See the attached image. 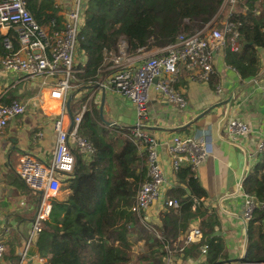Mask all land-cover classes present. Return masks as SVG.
Returning a JSON list of instances; mask_svg holds the SVG:
<instances>
[{
  "label": "trees",
  "instance_id": "obj_1",
  "mask_svg": "<svg viewBox=\"0 0 264 264\" xmlns=\"http://www.w3.org/2000/svg\"><path fill=\"white\" fill-rule=\"evenodd\" d=\"M54 2L26 0V8L38 24L47 25L53 19L58 27L63 18ZM234 3L237 10L225 17L231 29L224 34L223 61L239 78L251 79L259 71L258 49L264 48V0ZM222 4L223 0H85L75 46L83 61L73 66L80 71L73 74L76 87L70 92L69 111L93 93L77 128L93 151L76 154L73 170L63 181L69 194L64 199L49 198V214L35 240L45 264H165V248L172 250L171 264H177L198 251L202 243L207 245L204 264H219L225 256L216 234L218 218L204 207L205 189L190 166L172 172L174 184L167 186L164 196L175 199L177 206H162L156 223L141 221L142 215L130 210L135 191L146 178V149L130 139L129 127L104 123L97 102H91L104 74L100 70L105 52L116 54L122 45L126 55H134L171 44L178 35L187 36L212 25ZM12 43L16 48L14 39ZM6 53L0 36V56ZM213 77L214 71L207 82L212 84ZM81 89L88 94L75 98ZM9 98L5 95L0 103L13 100ZM241 190L252 197L254 207L245 223L240 262L264 264V147L244 173ZM191 222L200 229L202 239L178 252L181 243L177 237ZM131 236L142 246L134 260L130 258Z\"/></svg>",
  "mask_w": 264,
  "mask_h": 264
},
{
  "label": "built area",
  "instance_id": "obj_2",
  "mask_svg": "<svg viewBox=\"0 0 264 264\" xmlns=\"http://www.w3.org/2000/svg\"><path fill=\"white\" fill-rule=\"evenodd\" d=\"M234 2L235 0H223L222 6H232ZM84 4L85 0H70L61 25L56 27L53 19L47 25L38 24L26 8V0H0L1 44L7 52L0 56V69L19 74L23 78L40 77L39 84H46L48 96L58 101L56 113L51 116L54 139L49 158L45 160L21 154L17 159L16 175L28 189L38 193L39 200L14 264L46 263L45 257L39 253L29 255L28 249L35 243L42 223L49 214V198L56 196L64 179L72 172L76 154H90L93 151L91 144L77 133L87 104H81L75 112L69 111V115L65 107L67 97L70 95L72 98L69 93L76 86L73 74L80 71L73 66L76 34L82 22ZM229 12L230 10L227 15ZM214 23L193 34L178 35L173 43L153 48L152 53L146 55L140 54L141 52L126 55L122 45L116 54H104V66L100 70L104 74L96 87L118 93L132 103L135 122L129 127L130 139L146 149V178L138 185L130 208L142 215L141 221H148L151 210L158 217L162 206H177L175 199L164 196L167 187L158 161L159 145L164 148L171 173L183 165L190 166L195 172L212 155V141L206 133L197 136L174 134L167 140L158 141L141 131V127L150 89L161 94L168 102L183 107L181 94L173 88L178 74L184 73L189 80H208L213 72L212 53L221 49L224 34L231 29V23L226 20L217 25ZM235 35L233 32V37ZM13 39L17 43L16 48L13 47ZM49 80H52L50 84L47 82ZM92 95L93 93L89 94L87 100ZM94 101L97 102V99ZM24 108V103L14 99L7 104L0 103V133L7 121L22 114ZM222 129L226 137L242 136L250 131L246 122L234 117L227 118ZM34 135L39 138L42 131H36ZM255 146L260 151L264 147V141L259 139ZM237 190L242 199L241 219L245 224L251 216L254 201L241 190V182L238 183ZM141 224L144 225L145 222ZM201 239L200 229L196 223L191 222L187 230L177 237V243H181L177 251L180 252L184 246L198 243ZM199 250L204 256L206 243H202ZM3 251L4 245L0 237V263ZM165 251V264H171L172 250L165 248ZM32 259L33 263H29Z\"/></svg>",
  "mask_w": 264,
  "mask_h": 264
},
{
  "label": "crops",
  "instance_id": "obj_3",
  "mask_svg": "<svg viewBox=\"0 0 264 264\" xmlns=\"http://www.w3.org/2000/svg\"><path fill=\"white\" fill-rule=\"evenodd\" d=\"M54 3L64 19L70 0H55ZM152 51L153 48L140 54L146 55ZM75 54L74 63L82 62L83 56L79 52ZM258 57L257 74L251 79H241L224 63L221 49L214 52L212 84L189 80L184 73H179L175 89L181 94L184 106L168 102L161 94L150 89L142 118L143 132L158 141L167 140L174 134L197 136L206 133L211 138L212 155L195 169V175L206 192L204 207L214 213L219 221L216 234L220 236L222 253L225 255L220 261L242 256L245 247L242 199L237 185L255 160L258 152L256 142L259 139L264 141V49H258ZM40 82V77L28 79L0 69V99L8 95L9 99L20 102L19 96H25L23 87L28 91L24 102H21L25 104L24 112L9 119L0 133V237L4 245L0 264H14L39 200L38 193H35L37 201L33 206L22 190L15 170L18 156L27 154L46 160L53 145L51 116L56 113L58 101L48 96L47 85H40ZM47 82L50 84L52 80ZM34 84L39 86L37 92L34 91ZM94 97L97 103L103 97L102 111L107 114L105 120L122 127H130L135 122L133 105L126 97L98 87ZM228 97L231 100L227 118L234 117L246 122L250 131L245 135L226 137L223 125L219 126L227 110L224 102ZM28 129L33 131L28 132ZM36 131H42L41 137L35 138ZM157 149L167 187L174 184L173 175L164 148L159 145ZM68 194L67 188L60 187L56 198L64 199ZM151 212L147 220L156 223L157 217ZM35 253L38 252L34 243L28 249V254ZM205 257L189 256L185 263L178 261L177 264H204ZM29 263H33V259Z\"/></svg>",
  "mask_w": 264,
  "mask_h": 264
},
{
  "label": "rangeland",
  "instance_id": "obj_4",
  "mask_svg": "<svg viewBox=\"0 0 264 264\" xmlns=\"http://www.w3.org/2000/svg\"><path fill=\"white\" fill-rule=\"evenodd\" d=\"M228 10H230V11H236L237 10V3H233V5L232 6H228V4H226V6H222V8L220 7L219 8V10H218V12H217V14H216V21H215V23H214V25H217V24H219L220 22H222L223 20H225V17H226V15H227V13H228ZM75 53H76V50H75ZM22 84V83H21ZM76 84V83H75ZM24 85V84H23ZM25 86V85H24ZM34 91H38V89H39V86L37 85V84H34ZM76 86H74V88H75ZM23 89H24V94H25V96H27L28 95V91H27V88L26 87H23ZM83 93H85V94H88L87 93V91L86 90H83V89H81V90H79V92H77L76 91V95H75V98H77L78 96H80L81 97V94H83ZM69 94H71V93H69ZM24 96V97H25ZM89 95H87L86 97H84L83 99H81L80 101H78L76 104H74V105H72L71 107H72V112H75L77 109H79V107H80V105L81 104H83V103H86L87 104V106H89L90 105V100H87V97H88ZM21 99H20V102H24V97L23 96H19ZM95 99V97H93L92 98V101L91 102H93V100ZM98 104V103H97ZM106 112L104 111H102V118L105 120L107 117H106ZM118 127H122V126H118ZM28 132L29 131H33V130H31V129H28L27 130ZM19 179V178H18ZM20 180V179H19ZM21 181V180H20ZM20 185L22 186V190H23V192L24 193H26V195H28V197L31 199V201H32V205L34 206L35 205V203H36V201H37V195L32 191V190H30V189H28L24 184H23V182L21 181V183H20ZM62 187H65V184H63L62 186H61V188ZM56 197V196H55ZM138 223H140V222H138ZM25 238V237H24ZM129 242H130V244H131V250H132V254H131V256H130V258H131V260H134L135 259V256H136V253L138 252V253H140L141 252V250H142V246H141V242L139 241L138 243L137 242H134V237H130V239H129ZM198 249H199V247H198ZM202 254L200 253V250H198V251H196V252H193L192 254H190V255H188V256H186L181 262H183V263H185L186 262V260L188 259V257L189 256H192V257H196V256H201ZM16 257V256H15Z\"/></svg>",
  "mask_w": 264,
  "mask_h": 264
},
{
  "label": "water",
  "instance_id": "obj_5",
  "mask_svg": "<svg viewBox=\"0 0 264 264\" xmlns=\"http://www.w3.org/2000/svg\"><path fill=\"white\" fill-rule=\"evenodd\" d=\"M212 20H213V19H212ZM243 43L250 44V42H243ZM213 53H214V52H213ZM213 53H212V54H213ZM154 80H155V79H154ZM70 98H71V96L69 95V96L67 97L66 102H65V107H66V109H67V114H68V115L70 114V113H69V110H68V102H69ZM230 100H231V97H228V98L225 100V102H224V103L227 104V110H226V112H225L223 118L219 121V126L223 125L224 122H225L226 119H227V111H228V107H229V102H230ZM102 102H103V97L100 98V101H99L98 106H97V110H98V116H99V118H100L104 123H106L107 125L117 126L114 122H112V121H107V120H104V119L102 118ZM70 125H71V122H70ZM241 258H242V256H239V257H237V258H226L225 260H222V261H220L219 263H221V264H239ZM235 259H236V260H235Z\"/></svg>",
  "mask_w": 264,
  "mask_h": 264
}]
</instances>
